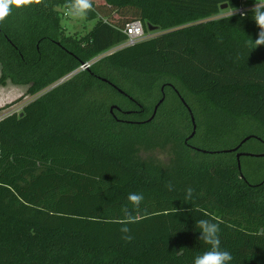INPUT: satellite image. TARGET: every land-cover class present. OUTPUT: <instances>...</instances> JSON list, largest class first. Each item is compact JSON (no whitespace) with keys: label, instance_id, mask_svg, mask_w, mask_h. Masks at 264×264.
Here are the masks:
<instances>
[{"label":"trees","instance_id":"trees-1","mask_svg":"<svg viewBox=\"0 0 264 264\" xmlns=\"http://www.w3.org/2000/svg\"><path fill=\"white\" fill-rule=\"evenodd\" d=\"M104 2L83 37L65 34V0L13 8L0 24V86L37 95L68 77L0 122V264H193L209 247L201 219L219 223L230 264H264V178L245 173L264 150L242 156V170L237 158L252 141L264 147V46L249 43L259 32L251 9L219 16L243 0ZM136 20L160 33L69 78L123 43ZM188 108L197 130L187 142ZM247 123L261 133L238 152L194 143ZM169 146V164L143 155ZM130 193L143 194L138 210ZM125 205L137 217L130 242Z\"/></svg>","mask_w":264,"mask_h":264},{"label":"clouds","instance_id":"clouds-1","mask_svg":"<svg viewBox=\"0 0 264 264\" xmlns=\"http://www.w3.org/2000/svg\"><path fill=\"white\" fill-rule=\"evenodd\" d=\"M44 0H0V24L11 14L13 8L19 9L31 5H40ZM94 11L92 0H65L62 7L63 16L66 22L74 23L86 20L89 12ZM252 18L259 29L257 38L249 43L253 48L264 46V0H255L251 9ZM192 189L187 190V198H191ZM144 197L142 193H130L128 202L133 206V210H138ZM121 211L124 219L121 220L123 225L120 231L124 234L122 239L131 241L133 237L129 235L130 229L127 227L130 223H135L137 217L132 214L127 205L123 206ZM196 227L201 232L200 241L209 247L202 254L194 258L193 264H230L233 259L232 254L220 247L219 223H213L210 220L201 219L196 222Z\"/></svg>","mask_w":264,"mask_h":264},{"label":"rangeland","instance_id":"rangeland-1","mask_svg":"<svg viewBox=\"0 0 264 264\" xmlns=\"http://www.w3.org/2000/svg\"><path fill=\"white\" fill-rule=\"evenodd\" d=\"M92 3L93 5H102L105 2L104 0H92ZM60 10L62 12V8H60ZM62 15H63V12H62ZM222 15H224V12H221L219 16H222ZM95 23L96 21H88L86 19L83 21L74 22L70 24L66 22V18L64 16L62 20V26L65 31V34L73 35L77 37H83L87 35L91 31V29L94 27ZM145 33H146V36L149 37V36H153V35L160 33V31L159 30H154V31L148 30V31H145ZM0 75H1V66H0ZM27 90H28V86L15 85L10 82L5 86H0V110L4 109L3 107L24 105L30 102L33 98H36L40 94H42V93H39L37 95H31L27 93ZM169 105L170 107L176 108V104L174 102H172ZM127 106L131 107L132 105L127 103ZM260 133L261 131L256 126L252 125L251 123H247L246 125L244 124L239 129H237L233 135L228 136L226 139H223L221 141L205 139V137L200 134L197 138V141L194 143H197V145L199 146H203L209 149H214L216 151H226V150H229L230 147L241 142L243 138H246L248 136H258L257 134H260ZM262 150H264V147H262L257 141H252L244 147L243 152L248 153V154H256L257 152H260ZM172 152H173L172 147L169 146L164 149L158 148V149H155L147 153L143 152V155L152 156L166 165L170 163ZM248 157L249 155H246V159H248ZM249 159L252 161H249V165L245 166V173L249 176L252 182H258L264 178V157L249 158ZM256 163L257 164L262 163L263 166L257 167L255 171L251 167H252V164H256Z\"/></svg>","mask_w":264,"mask_h":264},{"label":"built area","instance_id":"built-area-1","mask_svg":"<svg viewBox=\"0 0 264 264\" xmlns=\"http://www.w3.org/2000/svg\"><path fill=\"white\" fill-rule=\"evenodd\" d=\"M245 2L246 1L243 0V3L236 9H231V10H226V11L223 10L224 11V15H232V14L244 15L250 9L253 8L254 3H255L254 2L253 4H246ZM124 32L127 35V39L123 43H121L118 47L114 48L113 50H110L109 52H106V53H104V54L92 59L91 61H88V62H85V63L81 64L78 69L74 70L69 75V78L71 76H73V75H76L80 71H84V70L90 68L100 58H102L103 56H106L107 54L113 52L114 50H117V49H120V48H123V47H127V46L135 45V44L143 41L144 39L148 38V36H146L143 23L140 20H136V21H133V22L127 24ZM66 79H68V77L62 79L59 83L55 84L53 87H51V88L47 89L46 91L42 92V94H40V95H43L46 92L50 91L51 89L55 88L56 86L62 84ZM26 104L21 105V106L15 105V106H12V107H3L4 109L0 110V122H2L8 116L22 113V111H23V109H24ZM1 153H2V147H1V144H0V155H1Z\"/></svg>","mask_w":264,"mask_h":264},{"label":"water","instance_id":"water-1","mask_svg":"<svg viewBox=\"0 0 264 264\" xmlns=\"http://www.w3.org/2000/svg\"><path fill=\"white\" fill-rule=\"evenodd\" d=\"M227 8H228V4H224V5L221 7L222 10H225V9H227ZM149 29L152 31V30H154V27H153V26H149ZM105 80H106V79H105ZM163 101H164V98L161 99V101L157 104V106H156V108H155V111H154L152 117L149 119V121L152 120V119L155 117L156 112H157V109L159 108L160 104H161ZM186 105H187V104H186ZM187 107H188V106H187ZM188 109H189V111H190L191 118H192L193 132H192L191 135L187 138V142H188L189 139H191V138H193V137L195 136V134H196V130H197V124H196V120H195V117H194V115H193V112L191 111L190 108H188ZM22 114H23V113H21V115H22ZM251 137H252V136H248V137H246L245 139H243V140L241 141V143H240L238 146H236V147H234V148H232V149L226 150V151H224V152H238L239 149L242 147V145H243L244 143H246ZM204 152H206V151H204ZM245 155H250V154L245 153V152H238V153H237V158H238V161H239V168H240V170H242V166H241V163H240V158H241L242 156H245ZM257 156H264V154H262V155H257Z\"/></svg>","mask_w":264,"mask_h":264}]
</instances>
